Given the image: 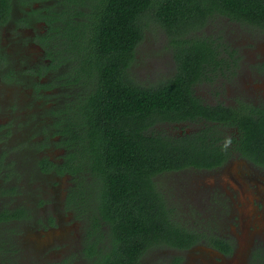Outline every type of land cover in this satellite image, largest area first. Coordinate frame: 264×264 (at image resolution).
<instances>
[{"label":"trees","instance_id":"obj_1","mask_svg":"<svg viewBox=\"0 0 264 264\" xmlns=\"http://www.w3.org/2000/svg\"><path fill=\"white\" fill-rule=\"evenodd\" d=\"M10 9V0H0V26ZM49 13L43 47L57 101L42 133L57 138L64 155L59 165L46 158L40 167L71 179L67 205L87 218L82 257L89 264H146L151 249L191 247L198 233L170 220L173 208L154 178L212 168L230 154L207 122L204 130L181 135L169 128L217 120L193 89L204 66L220 64L219 49L231 47L205 29L220 30L217 17L264 28V0H55ZM155 27L164 32L174 74L145 84L132 69ZM231 113L220 115L227 121ZM250 122L236 151L264 167V125Z\"/></svg>","mask_w":264,"mask_h":264},{"label":"flooded vegetation","instance_id":"obj_2","mask_svg":"<svg viewBox=\"0 0 264 264\" xmlns=\"http://www.w3.org/2000/svg\"><path fill=\"white\" fill-rule=\"evenodd\" d=\"M54 3L55 0H10L9 18L0 26V30L4 31V35L2 33L0 35V89L14 88V86L26 88L25 92L34 100L35 109L39 108L45 113H48L47 110L57 101L54 98L57 93L56 88L52 87L56 75L49 67L51 61L43 47L49 29L48 22L51 18L49 10L52 9ZM219 20H224V18L217 17L215 22ZM224 21L225 24H228L227 19ZM228 25L234 26L237 31L243 29L252 38L251 42H246V51L242 53L239 49L240 44H234L227 36H223L231 49H228L226 53L219 49L217 59L220 64L211 65L212 63H210L204 66L203 80L196 84L193 89L196 98L202 105L209 107L207 109L212 110L213 116L217 120L208 122L203 118L199 123L180 122L170 125L169 132L172 135H181L183 132L204 130L206 128L204 122H207L213 133H216L215 137L218 139V144H226L230 154L227 155L221 165L212 168H183L165 172L154 178L158 186L161 187L162 183L167 180V176L172 177L175 182L173 183L174 188H178L177 193L180 192L181 200L187 205V212L189 209H197L199 210L197 213H200L196 214L195 218L188 216L187 219H182L173 210L170 220L188 230L196 231L198 241L184 250L155 248L149 252V255L152 256L155 254L165 256L169 263L174 258H181L182 254L184 255L203 244L208 245L218 253V258L215 260L216 264H234L238 249L221 230L224 220H232L231 225H234L236 220H254L251 224L252 235L256 240L264 241V167L236 151L244 138L242 135L245 132V124L252 125L250 122L252 120L256 123L263 122L264 125V28L241 23ZM205 31L208 33V29ZM1 36L4 38V43H9L10 52L14 54L16 65L24 60L29 62L28 67L23 69L11 65L8 57L3 53ZM199 87L203 89L201 93H197ZM5 95L9 99V104L12 105V96L8 93ZM224 109L232 112L230 120L226 121L223 119L224 116L220 115L224 114ZM0 112L3 111L0 110ZM28 117L30 118V116ZM244 119L250 120L242 123ZM2 129H6L4 134L1 133ZM11 129L8 124L0 125V145L9 137ZM41 138L42 141L35 143L39 152L36 160L30 166H36L39 174L53 175L57 180L64 178L68 179L69 182L62 187L64 191H61L59 196H55L54 202L51 201L53 199L50 201L39 199L30 203L26 200L25 194L28 193L26 190L12 184L5 185L9 181L14 182L21 168H18L16 163L7 162V157H10L8 149H0V264H28L30 251L36 256L41 255L43 249H39L41 248L39 243H36L34 239L30 241L26 236H23L29 225L34 228L41 226L42 230L35 234L39 239H42L41 235L46 236L53 233L60 223L67 219L71 220V218L75 225L74 228L78 226V232L75 233L76 237L70 236L69 244L74 246L73 257H79L83 263L82 251L85 228L81 220L87 218H80L67 205L71 186L69 175L59 174L52 166H49L47 170L40 167V163L46 158L52 164L59 165L64 155L63 149L57 147V138L47 139L44 135H41ZM53 139L56 141L52 142ZM25 141L33 143L31 139ZM48 144L54 149L57 148L58 152L55 151V154L51 152V156L44 153V151H48ZM23 146L26 147L27 144L24 143ZM24 155L25 152L20 153L19 157L23 159L25 158ZM55 155L58 157L53 159ZM233 168H236V178L239 185L235 180L229 181L234 183V186L224 181L223 177H227ZM51 180L53 181V178ZM52 181L51 187L57 190L52 185ZM244 187L247 188L246 193L243 191ZM248 194H252L248 199L250 204L245 200V195ZM165 200L167 201L166 198ZM167 204L169 205L168 201ZM232 205L234 208L231 212L230 206ZM237 209L241 210L242 217L235 214ZM55 210H58V213H55ZM187 220H211L212 223L211 227L203 228L189 225ZM81 225L82 227H80ZM245 226L249 227L247 221ZM19 234L21 235L20 238H18ZM16 237L23 242L22 246L27 253L26 260L22 259L21 255L16 259L12 257L17 251L13 249V246L17 244ZM25 240L29 242L24 243ZM254 246L250 249L249 263L264 264V245L256 242ZM16 248L18 247L16 246ZM149 255L147 256L149 257ZM146 259L144 256L142 261L144 262ZM147 264L156 263L151 262L149 258Z\"/></svg>","mask_w":264,"mask_h":264},{"label":"rangeland","instance_id":"obj_3","mask_svg":"<svg viewBox=\"0 0 264 264\" xmlns=\"http://www.w3.org/2000/svg\"><path fill=\"white\" fill-rule=\"evenodd\" d=\"M220 21L223 22L222 26L218 24L220 30L216 28H210L208 30L209 34L215 38L227 36V38L234 44H240L239 49L242 53H244L246 51V42H251L252 38H250L243 29L237 31L234 29V26L225 24L224 20H219L218 22ZM1 33L2 35H4V31L0 30V35ZM2 40L3 53L6 57H8L11 65L15 66L16 68L23 69H25V67H28L29 62L24 60H21L19 63H17L18 66L16 65L14 54L13 52H10L9 43H4L3 37ZM136 59L137 62L132 69V74L142 83L153 84L157 80L159 81L171 77L174 74V64L169 53V49L166 48L164 32L158 27L150 29L146 32V38L144 39V42H142V44L137 49ZM25 90L27 89H22L19 86H14V88L9 89H0V110L3 111L0 112V125L8 124L12 128L9 137L6 138V141H4V143L0 145V149H8L10 157H7V162L16 163L17 167L21 168L18 177L14 180V182L9 181L6 182L5 185L9 186L10 184H12L26 190L28 192L25 194L26 200L30 201V203L39 199L48 201L53 199L51 201L54 202L55 196H59L60 192L64 191L62 187L65 186L69 181L68 179L64 178H59L57 180L53 175H51V177L39 174L37 172L36 166H30L36 160L39 152L38 146L35 143L42 141L41 135L44 134L41 133V131L43 127L50 122V116L48 113L43 112L39 108L35 109L34 100L29 97ZM202 91V87H199L197 89V93H201ZM6 93L12 96V105L9 104V99L5 95ZM28 116H30V118ZM5 132L6 129L1 130V133L4 134ZM29 139H31L33 143H28L27 141H25ZM55 141L56 140L54 139L52 140V142ZM24 143L27 144L26 147L23 146ZM55 151L58 152V149H54L48 144V151L46 150L44 151V153H48L47 155L51 156L50 153L53 152V154H55ZM24 152L25 158L22 159V157H19V154ZM56 157L58 156L55 155L53 159H56ZM167 177H165L167 178V180H165L161 186V189L163 188L162 190H164V196H166L165 198L169 203V205H167L172 206L177 216L182 217V219H187L188 216L195 218L196 214H200L197 213L199 212V210L189 209V212H187V205L184 201L181 200V197L179 195L180 192L177 193L178 188H174V179L170 176ZM52 178L53 181L51 180ZM223 178L224 181L228 182L232 186H234V183L229 181L235 180V182L239 185L238 179L236 178V168H233L228 173V176ZM51 181L52 185L57 190H54L51 187ZM54 191H56L55 194ZM243 191L246 193L247 188L244 187ZM245 196L246 202L250 204V202H248V199L250 196H252V194H248ZM232 206H230L231 212L234 208V205ZM55 213H58V210H55ZM235 214L237 216H243L240 209H237ZM187 221L189 222V225L192 224L203 228L211 227L212 223L211 220ZM246 221L249 224V227L245 226ZM253 221L254 220L248 219L236 220V222H234V225L230 224L232 220L222 221L223 227L221 226V230L229 239H231V242L238 249L236 253L237 260L235 259L236 262L234 261V264H250V249L255 247L254 245L256 242L264 245L263 240L258 241L252 235L251 224L253 223ZM74 226L75 225L72 218L71 220L67 219L65 222L63 221L62 223H60L59 227L53 233H49V235L46 236L41 235L42 239H39L35 233L42 230L41 226L39 225L34 228L32 225H29L24 231L23 236H26L30 241L34 239L35 242L39 243V245L41 246V248L39 249H43V251L39 256H36L35 253L30 251L28 264H87L88 262L84 258L82 263L79 257H73L74 246L70 245L69 243L71 240L70 236L76 237L75 233L78 232V226H76V228H74ZM80 227H82V225ZM33 236H35L37 240L33 238ZM20 237L21 235L19 234L18 238ZM18 238L16 241V246L18 248H16V246H13V249H16L17 251L12 255V257L16 259L21 255V258L26 260L27 253L22 246V240L20 241ZM27 242L29 241H24V243ZM8 247L11 248V246ZM149 254L150 253L146 254L145 256V258H147L144 261L146 264L148 263L149 258L151 262H154L156 264H166L168 261V259H166L163 255L155 254L152 256ZM147 255H149V257ZM217 258L218 253L216 251H213V249H211V247H209L208 245L203 244L195 247L190 252L184 255L182 254L181 256L182 264H216L215 260H217Z\"/></svg>","mask_w":264,"mask_h":264}]
</instances>
